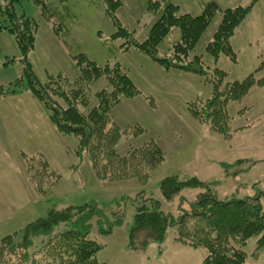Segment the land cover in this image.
<instances>
[{
	"label": "rangeland",
	"instance_id": "374dc122",
	"mask_svg": "<svg viewBox=\"0 0 264 264\" xmlns=\"http://www.w3.org/2000/svg\"><path fill=\"white\" fill-rule=\"evenodd\" d=\"M115 1L119 2L115 15L120 27L131 32L128 37H113L116 27L106 13L104 0H24L21 5H16V14H25L37 25L34 50L29 54L28 61L35 80L41 84L47 81L48 76L59 74L70 79L77 78L79 71L73 55L83 53L98 66L119 64L141 95L121 99L111 110L110 118L120 129L138 126L142 132L123 138L116 152L123 156L153 140L162 151L164 161L151 171L145 183L137 179L101 181L92 172L86 156L74 153L77 138L56 132L50 124L48 110L29 91L1 95L0 122L6 125L4 132L0 129V175L2 185L10 188V193L0 197L2 207H7L0 212V240L13 234L19 240L25 225L43 218L49 210L89 204L94 207V212L86 216V227L89 228V238L102 245L97 254L100 262L201 264L205 250L178 249L184 246L175 240V227L166 230L162 244L154 243L139 251L130 249L128 233L136 208L143 202L148 205L157 201L158 208L173 217L180 209L188 211L199 191L184 189L172 201H166L159 183L171 175L180 180L194 177L209 183L218 199L223 201L254 197L263 192L264 88L254 86L240 100L229 102L226 123L231 136L226 139L197 121L187 109L191 101L210 97V83H205L201 76L184 71H167L135 48L123 51L122 46L133 41L143 42L168 4L178 6V15L195 17L213 2L220 11L202 31L186 62L201 57L205 65L215 66L205 47L221 22L222 11L247 6L252 0ZM156 1H159L160 9L151 8ZM43 3L46 6L44 11ZM232 37L236 62L232 63L223 56L216 67L227 71L228 81H240L264 62V0H255ZM180 38L179 27H171L168 35L154 44L155 59H172L173 48L179 45ZM20 56L14 35L0 27V64L7 58L16 60L9 66H0V86L4 89L22 78ZM261 68L255 74L256 78L264 76V67ZM110 89L105 76L91 83L84 91L89 102L87 108L96 105L95 95L98 92ZM12 124H20L23 130L16 132L17 127ZM4 135L10 138L5 139ZM7 142L12 145L8 146ZM14 144L16 147L12 148ZM29 151L44 152L50 165L61 176L57 185L44 189L45 196L35 190L24 166L20 152L28 154ZM77 218L72 223L57 224L49 235L35 236L23 264L36 262L37 251L49 237L71 228H80L81 223L74 224ZM102 229H110V233L103 234L100 232ZM256 241L257 238H252L242 248L247 255L246 264H264L263 249L254 255ZM37 264L43 263L38 260Z\"/></svg>",
	"mask_w": 264,
	"mask_h": 264
},
{
	"label": "trees",
	"instance_id": "16d2710c",
	"mask_svg": "<svg viewBox=\"0 0 264 264\" xmlns=\"http://www.w3.org/2000/svg\"><path fill=\"white\" fill-rule=\"evenodd\" d=\"M23 1L0 0V27L14 35L21 55L18 61L23 64L22 78L16 79L5 89L0 86V96L14 94L19 90L29 91L48 110L50 124L56 132L77 138L74 153L86 156L92 172L99 180L110 182L137 179L147 182L151 171L164 161L162 151L150 140L123 156L119 155L116 152L119 142L134 133L140 134L142 130L138 126L134 130L120 129L110 118L111 110L121 99L135 98L141 92L121 70L119 64L111 67L98 66L83 53L72 56L79 71L77 78L70 79L59 74L48 76L45 83H38L28 61L29 54L34 50L37 25L25 14L18 15L15 12V6L21 5ZM104 2L106 13L116 27L113 37H128L131 32L120 27L115 15L119 2ZM254 4L255 0H252L247 6L240 5L222 11L221 22L205 47V52L213 58L215 66L205 65L201 57L193 58L194 63L186 62L202 31L215 13L220 11L213 2L208 3L202 13L195 17L189 14L178 15V6L166 5L147 38L140 43H125L122 46L123 51L133 47L167 71L175 69L203 77L205 83L211 84L210 97L191 101L188 112L197 121L228 139L231 136L227 132L226 123L228 104L243 98L254 86L264 88V76L255 77L261 67H264V62L240 81H228L227 71L216 67V64L223 56L232 63L236 62L231 38ZM42 6L43 11L46 10L44 3ZM153 6L160 9L159 1L153 2L151 8ZM173 26L179 27L181 31L180 43L173 48L174 58L155 59L154 44L166 37ZM15 61L7 58L0 66L6 67ZM101 76H105L111 89L98 92L95 95L96 105L87 108L89 102L84 91ZM26 158L30 181L35 190L45 196L44 189L57 185L61 176L50 167L43 155ZM159 189L166 201H172L184 189H196L199 192L195 201L190 204V209H180L176 217L162 212L157 201L148 205L143 202L138 206L128 233L130 249L139 251L154 243L162 244L166 230L175 227L177 242L205 250L206 255L201 264H243L247 255L242 248L252 238H257L254 255H258L261 249L264 250V191L254 197L223 201L218 199L209 183L194 177L180 180L175 175L163 178ZM93 212L94 207L89 204L49 210L43 218L26 224L19 240L15 239L14 234L0 240V264H23L35 236L49 235L54 226L72 223L77 216L74 224L79 222L81 227L49 237L37 251L34 259L36 262L33 264H37L38 260L43 264H105L97 258L102 245L89 238V228L86 227V216ZM100 232L109 234L110 229H102Z\"/></svg>",
	"mask_w": 264,
	"mask_h": 264
},
{
	"label": "crops",
	"instance_id": "0c3cea01",
	"mask_svg": "<svg viewBox=\"0 0 264 264\" xmlns=\"http://www.w3.org/2000/svg\"><path fill=\"white\" fill-rule=\"evenodd\" d=\"M233 38V37H232ZM232 38H231V40H232ZM231 45H232V47L234 46V44H233V41H231ZM1 103V102H0ZM2 111H1V109H0V113H1ZM0 121L2 122V120H1V114H0ZM0 122V129L2 130V132H4V128H5V123H1ZM13 126H15V127H17V130H16V132L17 131H22L23 130V128H21L22 126L20 125V124H16V125H14V124H12ZM16 137V136H15ZM4 138L5 139H7V138H10V136L9 137H6L5 135H4ZM15 143H16V139H14L13 140ZM7 145L8 146H10V145H12V143L11 142H7ZM16 147V144H14L13 146H12V148H15ZM8 148H10V147H8ZM5 154L6 155H8L6 152H5ZM20 154H21V156H22V159H23V162H24V166H25V168H26V164H25V159H27L26 157H30V156H33V155H37V154H41V155H43L44 157L46 156V154L44 153V152H35V151H33L32 153L29 151L28 152V154H26V153H24V152H20ZM1 157V156H0ZM45 159L47 160V162L49 163V161H48V159L45 157ZM49 165H50V163H49ZM50 167L54 170V171H56L55 170V168L53 167V166H51L50 165ZM26 171H27V169H26ZM1 179H2V176L0 175V197L2 196V195H6V194H9L10 192H9V189L10 188H7L6 187V185H2V181H1ZM5 203V202H4ZM5 208H7V207H2V202L0 201V212L1 211H4V209ZM8 236V235H7ZM181 244V243H180ZM181 246H184V247H177L178 249H180V250H188V249H186V248H191V247H189V246H186V245H184V244H181ZM246 260H247V258H246ZM246 260H245V262L243 263V264H246Z\"/></svg>",
	"mask_w": 264,
	"mask_h": 264
}]
</instances>
